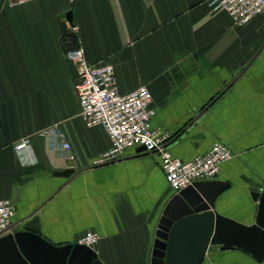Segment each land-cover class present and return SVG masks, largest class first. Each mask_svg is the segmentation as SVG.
Returning <instances> with one entry per match:
<instances>
[{
  "label": "crops",
  "instance_id": "1",
  "mask_svg": "<svg viewBox=\"0 0 264 264\" xmlns=\"http://www.w3.org/2000/svg\"><path fill=\"white\" fill-rule=\"evenodd\" d=\"M211 0H0V199L14 205L9 229L57 248L87 231L102 264H151L155 232L175 193L156 154L125 150L93 166L110 147L101 127L80 117L76 69L60 24L78 28L90 64H110L121 94L147 86L150 127L169 135L173 157L189 161L215 143L232 157L204 186L207 212L252 227L264 191V19L244 26ZM57 126L70 144L65 161L39 133ZM27 138L33 163L12 149ZM75 170L69 179L55 172ZM196 233L182 235L184 255ZM19 253L17 252V255ZM13 264H29L22 254ZM180 260V264H186ZM198 264H264L237 246H208Z\"/></svg>",
  "mask_w": 264,
  "mask_h": 264
},
{
  "label": "built area",
  "instance_id": "2",
  "mask_svg": "<svg viewBox=\"0 0 264 264\" xmlns=\"http://www.w3.org/2000/svg\"><path fill=\"white\" fill-rule=\"evenodd\" d=\"M31 1L36 0H8V4L21 6ZM210 5L214 10L226 12L238 26L248 24L255 17L264 19V0H211ZM69 29L72 33L78 32L75 25H70ZM65 55L76 69L75 90L80 117L87 128L101 127L111 144L93 160V166L115 162L129 148L144 147V152L158 156L166 182L174 193H178L195 182L214 180L221 165L232 157L221 143L213 144L204 155L189 161L173 157L167 148L169 135L150 127L152 96L147 86H138L121 94L112 65L88 63L80 46ZM39 136L47 139L50 148L65 161L73 160L70 144L57 126L41 131ZM29 145L27 138L13 145L22 165L33 163ZM13 213V203L9 199H0V234L9 228ZM98 240L97 233L87 231L76 243L93 250Z\"/></svg>",
  "mask_w": 264,
  "mask_h": 264
},
{
  "label": "water",
  "instance_id": "3",
  "mask_svg": "<svg viewBox=\"0 0 264 264\" xmlns=\"http://www.w3.org/2000/svg\"><path fill=\"white\" fill-rule=\"evenodd\" d=\"M60 26L61 38L67 40L64 42L65 52L77 49V35L69 32L65 23ZM144 150V147L137 149L138 152ZM73 174H76L73 169L55 172L56 176L66 179ZM215 184L217 182L212 180L195 182L172 195L156 228L151 264H180V260L185 259L186 264H198L206 248L214 245L237 246L257 254L264 250V191L261 196L253 194L254 199L259 198L260 204L255 224L247 227L207 212L213 207L217 194L225 188L223 186L212 197H206L204 186ZM5 232L0 234V264H13L19 254L29 264H102L93 250L77 243L57 248L26 232L17 231L2 237ZM191 233H196V238L191 242L192 248L188 244L189 250L184 255L182 235Z\"/></svg>",
  "mask_w": 264,
  "mask_h": 264
},
{
  "label": "rangeland",
  "instance_id": "4",
  "mask_svg": "<svg viewBox=\"0 0 264 264\" xmlns=\"http://www.w3.org/2000/svg\"><path fill=\"white\" fill-rule=\"evenodd\" d=\"M244 225V224H243Z\"/></svg>",
  "mask_w": 264,
  "mask_h": 264
}]
</instances>
